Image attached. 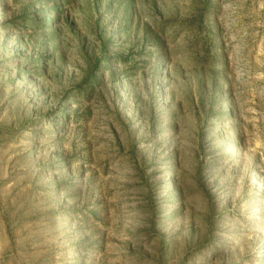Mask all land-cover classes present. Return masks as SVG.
<instances>
[{
	"label": "rangeland",
	"instance_id": "374dc122",
	"mask_svg": "<svg viewBox=\"0 0 264 264\" xmlns=\"http://www.w3.org/2000/svg\"><path fill=\"white\" fill-rule=\"evenodd\" d=\"M0 264H264V0H0Z\"/></svg>",
	"mask_w": 264,
	"mask_h": 264
}]
</instances>
